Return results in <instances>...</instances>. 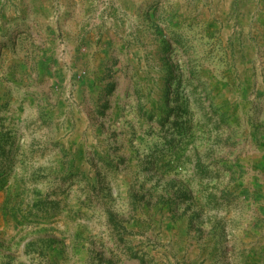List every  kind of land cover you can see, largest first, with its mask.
Wrapping results in <instances>:
<instances>
[{
	"label": "rangeland",
	"instance_id": "obj_1",
	"mask_svg": "<svg viewBox=\"0 0 264 264\" xmlns=\"http://www.w3.org/2000/svg\"><path fill=\"white\" fill-rule=\"evenodd\" d=\"M0 264H264V0H0Z\"/></svg>",
	"mask_w": 264,
	"mask_h": 264
},
{
	"label": "crops",
	"instance_id": "obj_2",
	"mask_svg": "<svg viewBox=\"0 0 264 264\" xmlns=\"http://www.w3.org/2000/svg\"><path fill=\"white\" fill-rule=\"evenodd\" d=\"M79 5V3H77V1H75L74 2V5L72 6V9H71V11L70 12H67V15H66V17H68V21L70 22V21H76L75 19H76V17L79 15V10H80V8L81 7H79L78 9H77V6ZM69 10V9H68ZM71 19H74V20H71ZM64 21H66V20H64Z\"/></svg>",
	"mask_w": 264,
	"mask_h": 264
}]
</instances>
